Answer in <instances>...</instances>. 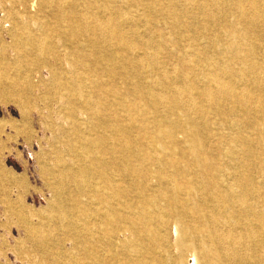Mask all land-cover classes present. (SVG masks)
<instances>
[{"label": "bare ground", "instance_id": "6f19581e", "mask_svg": "<svg viewBox=\"0 0 264 264\" xmlns=\"http://www.w3.org/2000/svg\"><path fill=\"white\" fill-rule=\"evenodd\" d=\"M119 1L40 0L43 11L56 9L50 33L77 45L67 53L76 75L58 86L72 130L93 154L52 172L57 189L71 176L91 196L67 224L119 264L180 263L153 259L173 226L178 245L195 239L196 264H264V50L255 44L264 0H127L124 9ZM139 7L148 23L160 18L173 33L179 70L160 61L161 52L174 51L164 34L153 47L150 36L135 31L131 17ZM12 18L11 39L29 45L41 62L51 50L49 31L34 19L35 36L19 12ZM212 52L225 59L210 58ZM117 74L131 87L120 89ZM77 110L83 121L73 116ZM117 172L132 183L122 184ZM128 188L136 200L125 199Z\"/></svg>", "mask_w": 264, "mask_h": 264}, {"label": "rangeland", "instance_id": "374dc122", "mask_svg": "<svg viewBox=\"0 0 264 264\" xmlns=\"http://www.w3.org/2000/svg\"><path fill=\"white\" fill-rule=\"evenodd\" d=\"M199 1L205 3L196 0L195 4ZM118 3L123 9L128 4L127 0ZM55 10V7H45L43 11L40 0H0V264H71L74 261L78 264H97L99 258H103L106 264H119L113 255L101 249L99 242L78 237L67 224L69 213L91 199L89 193L81 191L71 176L58 189L53 185L58 182L52 173L57 164L75 167L93 156L83 149L84 141L72 130V111L58 86L59 82L76 75L71 74L73 65L67 53L75 51L77 45L61 42L50 33L58 24ZM14 11L19 12L22 18L25 16L23 20L26 24L31 25L34 19H38L43 25L41 30L49 31L51 50H44L45 57L41 62H36V53L29 45L21 46L11 39L15 25L12 18ZM140 12V7L133 9L131 18L135 31L145 39L150 36L153 47H157L155 40L159 39L160 33L164 34L169 40L166 44L174 51L161 52L160 61L168 70H179L181 63L177 55L180 51L170 42L173 33L162 19L148 23ZM230 18L235 17L231 14ZM199 20L200 17L195 16V35L199 33ZM263 25L264 22L260 28L261 39L255 41L260 50H264ZM31 29L35 36L40 31L34 25ZM202 34L199 33L200 40L206 36ZM229 39V36L225 38L226 41ZM185 46L186 43L182 42L179 48ZM20 47L26 54L24 64L19 63L17 58ZM217 47L218 44L214 46ZM209 57L220 61L225 59L222 54L214 52ZM20 65L25 71L18 70ZM116 76L120 89L131 87L121 74ZM148 79L160 80L154 77ZM73 116L83 121L86 114L77 110ZM84 131L82 126L80 134L83 136ZM62 133H68L71 141L63 138ZM116 174L122 182L124 180L122 184L132 183L130 178H123L122 173ZM91 179L96 182L95 176ZM128 190L125 199L136 200L132 188ZM154 193L147 191L151 197ZM177 236L173 226L170 236L157 244L161 257L153 256V259L196 264L191 246L195 244V239H185V245L180 246ZM148 256L151 262L153 259Z\"/></svg>", "mask_w": 264, "mask_h": 264}]
</instances>
